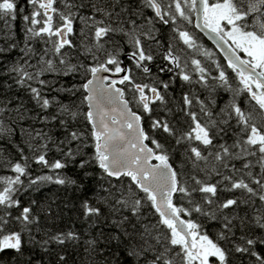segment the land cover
Returning <instances> with one entry per match:
<instances>
[{"label":"snow or ice","instance_id":"snow-or-ice-1","mask_svg":"<svg viewBox=\"0 0 264 264\" xmlns=\"http://www.w3.org/2000/svg\"><path fill=\"white\" fill-rule=\"evenodd\" d=\"M0 264H264V0H0Z\"/></svg>","mask_w":264,"mask_h":264},{"label":"trees","instance_id":"trees-1","mask_svg":"<svg viewBox=\"0 0 264 264\" xmlns=\"http://www.w3.org/2000/svg\"><path fill=\"white\" fill-rule=\"evenodd\" d=\"M18 23V22H17ZM203 43H205L207 46H209V47H212V45L208 42V41H206L205 39H204V37H203ZM221 59H222V57H221Z\"/></svg>","mask_w":264,"mask_h":264},{"label":"water","instance_id":"water-1","mask_svg":"<svg viewBox=\"0 0 264 264\" xmlns=\"http://www.w3.org/2000/svg\"><path fill=\"white\" fill-rule=\"evenodd\" d=\"M204 38H205L206 41H208L212 45V41L210 39H208V37L205 36Z\"/></svg>","mask_w":264,"mask_h":264}]
</instances>
